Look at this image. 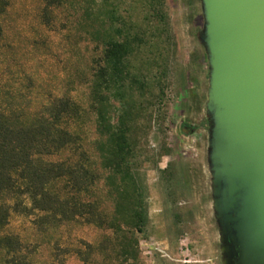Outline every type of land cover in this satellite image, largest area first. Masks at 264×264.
I'll return each mask as SVG.
<instances>
[{"label": "rangeland", "instance_id": "1", "mask_svg": "<svg viewBox=\"0 0 264 264\" xmlns=\"http://www.w3.org/2000/svg\"><path fill=\"white\" fill-rule=\"evenodd\" d=\"M203 26L200 0H0V113L27 125L59 100L69 101L73 110L60 127L74 144L41 163L94 175L86 193L75 195L63 178L47 185L49 194L95 204L104 219L113 217L91 99L108 42L126 35L141 40L129 60L149 86L136 130L135 162L143 164L148 212L136 260L116 257L110 231L84 218L33 210L29 196L17 192L7 198L8 224L0 234L17 249L9 254L0 244V264H224L208 161ZM106 239V251L89 253L88 246L96 249Z\"/></svg>", "mask_w": 264, "mask_h": 264}, {"label": "trees", "instance_id": "2", "mask_svg": "<svg viewBox=\"0 0 264 264\" xmlns=\"http://www.w3.org/2000/svg\"><path fill=\"white\" fill-rule=\"evenodd\" d=\"M120 37L108 42L104 65L93 75L91 86L100 138L97 151L105 172V187L115 201L113 217L106 220L97 213L95 204L74 199L70 203L67 198L51 195L46 189L51 182L65 178L71 185L70 191L79 195L95 183L93 174L65 163H41V157L54 155L74 144L72 135L60 127L73 107L69 101L59 100L47 109V116H41L32 124L17 123L0 113V234L8 224L7 198L19 192L29 196L33 210L67 220L84 218L87 223L110 231L116 237L113 245L116 257L123 263L136 260L138 237L145 234L148 222L145 173L143 164L135 162L138 157L136 130L144 111L141 101L149 86L129 60L133 46L138 49L141 40L128 35ZM157 84L160 85L158 79ZM159 98L154 96V100ZM182 131L189 135L193 129L182 126ZM107 243L108 239L96 249L87 248L90 254L96 250L103 252L108 249ZM0 244L9 254L17 249V242L9 237H1Z\"/></svg>", "mask_w": 264, "mask_h": 264}, {"label": "water", "instance_id": "3", "mask_svg": "<svg viewBox=\"0 0 264 264\" xmlns=\"http://www.w3.org/2000/svg\"><path fill=\"white\" fill-rule=\"evenodd\" d=\"M208 161L224 264H264V0H200Z\"/></svg>", "mask_w": 264, "mask_h": 264}, {"label": "flooded vegetation", "instance_id": "4", "mask_svg": "<svg viewBox=\"0 0 264 264\" xmlns=\"http://www.w3.org/2000/svg\"><path fill=\"white\" fill-rule=\"evenodd\" d=\"M228 264H229V262H228ZM230 264H236V262L235 261H230Z\"/></svg>", "mask_w": 264, "mask_h": 264}]
</instances>
